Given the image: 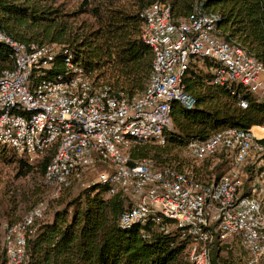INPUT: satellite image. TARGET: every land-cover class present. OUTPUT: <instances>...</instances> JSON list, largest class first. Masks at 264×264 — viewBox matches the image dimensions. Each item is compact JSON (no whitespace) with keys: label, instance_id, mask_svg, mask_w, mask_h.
Returning a JSON list of instances; mask_svg holds the SVG:
<instances>
[{"label":"built area","instance_id":"2783aa9c","mask_svg":"<svg viewBox=\"0 0 264 264\" xmlns=\"http://www.w3.org/2000/svg\"><path fill=\"white\" fill-rule=\"evenodd\" d=\"M141 18L152 73L146 91L132 101L97 86L69 50L21 43L0 31L14 60V68L0 77V147L30 162L50 157L44 184L59 191L96 173L108 195L126 202L121 228L170 221L161 229H177L188 239L191 264H215L217 246L227 245V251L234 242L244 252L243 264H264V127L256 126L260 135L254 127L224 128L206 140L189 141L187 153L194 160L226 153V170L211 181L131 156L136 145L166 143L173 130L172 103L193 107L183 83L191 63L210 64L214 84L232 94L238 86L262 103L264 63L236 40H225L218 29L221 15L200 0L184 19H175L164 2L145 8ZM58 62L64 71L51 74ZM238 99L240 107H248L241 93ZM46 210L40 203L5 227L7 264H28L29 239L39 223L53 220L45 221Z\"/></svg>","mask_w":264,"mask_h":264},{"label":"trees","instance_id":"16d2710c","mask_svg":"<svg viewBox=\"0 0 264 264\" xmlns=\"http://www.w3.org/2000/svg\"><path fill=\"white\" fill-rule=\"evenodd\" d=\"M48 1L0 0V31L21 43H56L66 30L53 33L58 16ZM200 1L205 9L221 15L218 29L225 40H236L248 55L264 63V0ZM156 2L170 4L174 18L180 20L190 14L195 0H148L133 13L103 10L98 30L88 39L66 41L64 46L97 86L110 88L112 94L121 93L128 101L140 97L149 85L153 54L141 38V13ZM95 13L100 15L101 11ZM13 68V50L0 42V77ZM63 71L64 66L58 62L51 74ZM183 83L195 99L193 107L186 109L172 103L173 130L163 148L136 145L131 150L133 159L149 158L158 166H166L158 149L170 153L186 147L192 139L206 140L224 128L264 127V103L238 86L232 94L234 90L214 84L210 64L201 67L191 63ZM238 93L248 100L247 108L239 106ZM7 150L12 154H7ZM0 160L15 164L19 176L38 172L44 179L50 157L32 164L24 157L18 158L15 151L0 147ZM107 192L108 186L96 183L70 201H61L53 220L39 223L29 239L28 264H191L188 239L177 229L168 233L161 229L170 221L162 219L156 223L150 219L146 225L123 229L119 220L126 202L119 194ZM4 235L5 228L1 234L0 225V264H7ZM226 246H217L214 263L243 264L241 246L234 242L223 255Z\"/></svg>","mask_w":264,"mask_h":264},{"label":"rangeland","instance_id":"374dc122","mask_svg":"<svg viewBox=\"0 0 264 264\" xmlns=\"http://www.w3.org/2000/svg\"><path fill=\"white\" fill-rule=\"evenodd\" d=\"M148 0H49L48 6L57 11L56 26L54 32L65 29L66 33L56 43L50 45L56 52L64 48L66 41L81 42L88 39L92 33L100 28V17L108 9L124 10L129 13L136 12ZM100 10L101 14L95 13ZM105 10V13L104 11ZM100 20V21H99ZM39 32H42L41 30ZM154 147L163 148V145L146 143ZM166 165L182 172H191L199 180L211 181L217 179L226 170L225 152L205 160L191 158L186 147L173 150L170 153L161 152ZM11 155L12 151L7 150ZM18 158L20 156L18 155ZM30 162V161H28ZM32 164L36 162H30ZM245 171V170H244ZM97 174H90L81 182H75L73 187L65 190H57L44 184L42 176L38 172H32L27 176H19L15 164H6L0 160V225L1 234L7 225L19 223L24 216L36 205L45 203L47 206L45 221H51L56 209L60 208L61 201H70L78 194L96 184ZM2 246V245H1ZM227 251L223 252L225 255ZM215 256H213L214 259ZM8 263V261H7Z\"/></svg>","mask_w":264,"mask_h":264},{"label":"crops","instance_id":"0c3cea01","mask_svg":"<svg viewBox=\"0 0 264 264\" xmlns=\"http://www.w3.org/2000/svg\"><path fill=\"white\" fill-rule=\"evenodd\" d=\"M256 129H258V127H254V128H253L254 131H255ZM255 132L257 133V135H260L259 130H256Z\"/></svg>","mask_w":264,"mask_h":264},{"label":"bare ground","instance_id":"6f19581e","mask_svg":"<svg viewBox=\"0 0 264 264\" xmlns=\"http://www.w3.org/2000/svg\"><path fill=\"white\" fill-rule=\"evenodd\" d=\"M256 130H259V129H256ZM256 130H255V131H256ZM259 132H260V130H259Z\"/></svg>","mask_w":264,"mask_h":264}]
</instances>
